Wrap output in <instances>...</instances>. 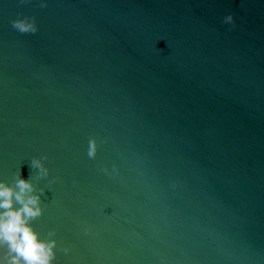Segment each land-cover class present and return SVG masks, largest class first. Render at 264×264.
<instances>
[{"label": "water", "instance_id": "95a60500", "mask_svg": "<svg viewBox=\"0 0 264 264\" xmlns=\"http://www.w3.org/2000/svg\"><path fill=\"white\" fill-rule=\"evenodd\" d=\"M42 2L0 0V180L55 264H264V0Z\"/></svg>", "mask_w": 264, "mask_h": 264}, {"label": "clouds", "instance_id": "9594fccd", "mask_svg": "<svg viewBox=\"0 0 264 264\" xmlns=\"http://www.w3.org/2000/svg\"><path fill=\"white\" fill-rule=\"evenodd\" d=\"M24 2L20 0V3ZM40 6L46 7V0ZM232 21L231 13L225 16V23ZM10 23L21 34L38 31L34 16L18 14ZM97 150V138L92 136L88 142V157L95 159ZM47 159V155L32 158L31 166L39 169L41 176L48 175L49 169L43 163ZM43 212L40 194L36 193L31 180L18 178L14 185L0 180V247L5 249L0 264H55L57 241L51 238L54 231L48 233V239L41 238L32 224Z\"/></svg>", "mask_w": 264, "mask_h": 264}]
</instances>
